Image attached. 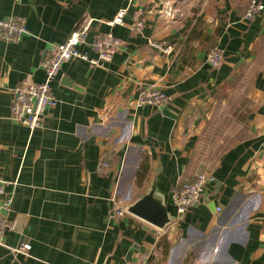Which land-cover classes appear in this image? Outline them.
I'll return each instance as SVG.
<instances>
[{"label": "crops", "instance_id": "0c3cea01", "mask_svg": "<svg viewBox=\"0 0 264 264\" xmlns=\"http://www.w3.org/2000/svg\"><path fill=\"white\" fill-rule=\"evenodd\" d=\"M166 1L0 0V19L28 30L0 40V177L13 195L0 264H264V11L247 20L248 0ZM122 9L124 24H107ZM88 19L91 36L113 32L123 47L104 67L63 64L42 128L14 122L12 88L42 82L50 46ZM215 46L225 56L216 69L206 62ZM148 86L171 101L135 108ZM104 153L111 167L100 171ZM196 172L213 177L215 195L178 219L171 190ZM154 181L164 229L112 216L116 189L132 205ZM22 243L28 254L14 250Z\"/></svg>", "mask_w": 264, "mask_h": 264}, {"label": "built area", "instance_id": "2783aa9c", "mask_svg": "<svg viewBox=\"0 0 264 264\" xmlns=\"http://www.w3.org/2000/svg\"><path fill=\"white\" fill-rule=\"evenodd\" d=\"M172 0H167L170 3ZM168 13L172 12V6L169 4ZM126 9L120 10L113 19L107 24L110 26L124 24ZM264 11V4L258 0H251L244 14L245 19L251 20L257 12ZM93 19L86 20L83 25L74 30L66 41L54 43L48 50L47 57L42 63L45 73L42 82H25L11 90V119L29 128L31 132L42 128L44 119L48 110L55 108L59 100L52 92V85L59 77L61 68L66 62L81 60L89 63L93 67H104L111 61L114 54L124 45V40L116 36L113 32L96 33L90 35ZM143 20L137 19L133 25L135 33L141 32ZM25 20L20 17L12 19H0V40L7 43H17L22 36L27 34ZM155 48L163 49L169 52L171 46L165 45V42H152ZM88 48L95 55H90ZM224 50L215 46L211 48L206 56V62L214 69L218 68L224 62ZM171 101V97L156 86L143 88L137 98L134 100L135 108H141L146 105L165 107ZM201 150L204 152L201 148ZM264 156V154H263ZM111 167L110 159L107 153L102 154L99 161L100 171L109 170ZM10 182L0 177V245L6 244V229L8 224V213L12 209L13 195L8 194L7 186ZM213 177L204 172H196L189 178L184 179L171 190L173 205L177 210V215H185L191 208L205 200L207 194L215 195ZM207 201V200H206ZM111 214L115 218L124 217L129 212L130 205L125 198L120 195L118 189L111 196ZM217 210H221L219 206ZM179 219V218H178ZM161 231V229H158ZM159 231V232H160ZM18 253L28 254L31 250V244L22 243L19 248L14 249ZM129 264H148V258L134 260Z\"/></svg>", "mask_w": 264, "mask_h": 264}, {"label": "water", "instance_id": "95a60500", "mask_svg": "<svg viewBox=\"0 0 264 264\" xmlns=\"http://www.w3.org/2000/svg\"><path fill=\"white\" fill-rule=\"evenodd\" d=\"M129 212L142 218L155 227V229H164L171 221L170 212L167 206L157 196V185L154 181L151 190L130 205ZM184 215H179L182 219Z\"/></svg>", "mask_w": 264, "mask_h": 264}, {"label": "rangeland", "instance_id": "374dc122", "mask_svg": "<svg viewBox=\"0 0 264 264\" xmlns=\"http://www.w3.org/2000/svg\"><path fill=\"white\" fill-rule=\"evenodd\" d=\"M251 0H248V2L250 3ZM248 3V5H249ZM248 8V6H247ZM247 10V9H246ZM246 12V11H245ZM211 49V48H210ZM209 52V51H208ZM214 129V125L212 124L211 126H207L206 129L204 130V135H203V144H207L209 136L211 131H213ZM206 146V145H204ZM144 157V155H142V158ZM142 163V161L140 162V164Z\"/></svg>", "mask_w": 264, "mask_h": 264}, {"label": "trees", "instance_id": "16d2710c", "mask_svg": "<svg viewBox=\"0 0 264 264\" xmlns=\"http://www.w3.org/2000/svg\"><path fill=\"white\" fill-rule=\"evenodd\" d=\"M148 166H147V158H145L142 163H141V166L139 168V172L137 173L138 174V178H140L141 176H144L147 174L148 172Z\"/></svg>", "mask_w": 264, "mask_h": 264}]
</instances>
